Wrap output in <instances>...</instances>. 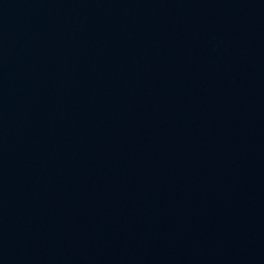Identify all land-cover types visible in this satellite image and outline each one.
Returning a JSON list of instances; mask_svg holds the SVG:
<instances>
[{"label": "water", "instance_id": "water-1", "mask_svg": "<svg viewBox=\"0 0 264 264\" xmlns=\"http://www.w3.org/2000/svg\"><path fill=\"white\" fill-rule=\"evenodd\" d=\"M0 264H264V0H0Z\"/></svg>", "mask_w": 264, "mask_h": 264}]
</instances>
